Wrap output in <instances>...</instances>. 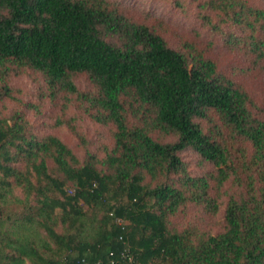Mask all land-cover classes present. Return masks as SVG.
<instances>
[{
    "label": "trees",
    "instance_id": "obj_1",
    "mask_svg": "<svg viewBox=\"0 0 264 264\" xmlns=\"http://www.w3.org/2000/svg\"><path fill=\"white\" fill-rule=\"evenodd\" d=\"M132 9L112 0H0V98L10 94L11 73L35 71L43 91L76 95L95 121L114 127L105 172L97 156L82 163L59 138L28 139L18 122L0 126V197L16 186L33 189L40 226L55 245L10 249L0 217V264L25 257L31 264H264V109L218 70L210 48L170 45L166 22ZM202 9L221 16L204 19L226 34L228 49L246 63L243 74L263 75L264 9L242 0H205ZM77 74L92 91L78 89ZM186 150L216 175L190 176L180 156ZM39 154L45 158L33 163ZM47 158L58 175L48 173ZM19 160L28 161L27 173ZM229 179L236 192L218 233L170 227L189 203L216 214L211 180Z\"/></svg>",
    "mask_w": 264,
    "mask_h": 264
},
{
    "label": "rangeland",
    "instance_id": "obj_2",
    "mask_svg": "<svg viewBox=\"0 0 264 264\" xmlns=\"http://www.w3.org/2000/svg\"><path fill=\"white\" fill-rule=\"evenodd\" d=\"M112 1L133 7L132 12L150 14L166 22L171 31L170 45H176L177 41L183 43L185 40H190L197 42L202 48L204 46L210 48L207 57L216 64L218 70L242 83L254 100L264 109V74L257 77H248L243 74L246 63L242 57L240 58L228 49L225 42L226 34L211 31L204 19V15H209L213 23H218L221 18L216 12L211 13L202 9L205 0ZM242 1L264 9V0ZM227 29L228 27L223 25L224 32ZM235 31L238 36H242L240 29H235ZM72 80L81 92L93 90V86L84 74L74 75ZM7 85L10 94L0 98V126L6 129L18 122L24 127L23 133L27 138L43 139L48 136L59 138L80 162H88L89 157L95 155L97 156L96 166L99 170L109 171L108 167L101 162L113 150L114 127L95 121L91 116L93 111L88 103L74 94L60 92L51 95L48 91H43L45 85L43 78L35 71H26L20 75L11 73L7 78ZM166 141H172V139H166ZM180 156L190 176L215 174L216 168L204 162L193 150H186ZM43 158L45 156L39 154L33 163L38 164ZM23 160H19V167L23 173H27L25 167L28 161ZM46 164L48 173L58 175L52 159L47 158ZM29 171H32L36 180V173L33 169ZM211 184L210 195L218 197V212L206 214L202 206L189 203L170 217V227L182 231L197 226L202 231L214 234L222 229L229 197L235 194L236 188L232 179L221 185L211 180ZM68 193L72 194V191L69 190ZM36 209H38V201L33 189L26 190L23 186H16L0 197V217L8 220L4 242L10 249L24 245L41 252L42 245L45 243L51 245L52 249L55 248L46 231L40 226L42 217L36 214ZM60 212L59 209L56 210L57 214ZM28 217H32L31 220H28ZM55 228L57 232H62L60 225ZM9 253L13 257L18 255L14 250ZM21 264H31L30 258H23Z\"/></svg>",
    "mask_w": 264,
    "mask_h": 264
}]
</instances>
